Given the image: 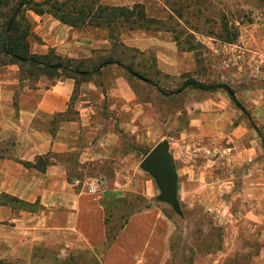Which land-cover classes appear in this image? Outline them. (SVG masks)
Masks as SVG:
<instances>
[{
	"label": "rangeland",
	"instance_id": "obj_1",
	"mask_svg": "<svg viewBox=\"0 0 264 264\" xmlns=\"http://www.w3.org/2000/svg\"><path fill=\"white\" fill-rule=\"evenodd\" d=\"M98 2L139 4L151 21L118 27L112 42L105 27H74L27 11L29 50H53L86 69L112 57L132 72L109 64L75 86L69 77L0 64V200L9 195L3 191L30 197L33 173L35 189L42 190L40 170L30 175L20 164L8 180L4 165L35 160L30 133L44 132L51 143L62 142L47 154L52 177L75 190L89 179L105 182L99 194L108 241L142 213L130 242L163 247L162 264H264V150L249 122L264 134V0ZM187 77L226 84L243 110L223 87L179 89ZM54 85L70 92L64 112L39 108ZM162 140L178 173V211L158 199L155 180L139 166ZM6 205L18 214L26 210ZM40 208L37 203V213ZM58 224L56 214L51 226ZM106 246L94 250L101 256ZM0 264L101 262L76 235L38 229L30 241L18 236L11 246L0 243Z\"/></svg>",
	"mask_w": 264,
	"mask_h": 264
},
{
	"label": "crops",
	"instance_id": "obj_2",
	"mask_svg": "<svg viewBox=\"0 0 264 264\" xmlns=\"http://www.w3.org/2000/svg\"><path fill=\"white\" fill-rule=\"evenodd\" d=\"M69 94V90L63 85H54L51 89L45 91L39 108L47 112H64L70 96ZM60 143L62 142L57 140L51 143V136L44 132L30 133V149L36 157L48 154L50 150H56L51 149V144L55 148ZM59 150L61 149H57L58 152ZM172 160L178 188V173L173 155ZM20 164V162H10L4 165L6 167V172L4 173L5 179L9 180L10 177L12 179L16 178L13 177L12 170L18 169V166L22 165V168L28 170V167ZM53 167L48 164L47 168H45L46 170H44L46 171L45 173L40 171L44 174L42 175V190L35 189L34 182L37 177L33 173L30 177V197L22 195H18L17 197L14 195V192L3 191L9 193V196L18 198L24 202L38 203L42 208H40L38 213L36 211L25 210L18 214L6 204H0V243L11 246L14 239L18 236L30 241V233L33 230L41 229L49 233L52 230H58L59 233L76 235L85 247L94 251L101 264H162L163 247L161 248L155 242L145 243L142 241L136 244L130 242V238L138 233V231L133 229V221L137 218L139 219L142 213L128 218V221L124 222L115 232L112 239L108 241L105 225V207L100 200L101 196L99 194L106 188L105 182L103 181L100 189L93 193L84 191L83 189L75 190L73 188L74 185L69 184L66 180L59 179L57 181V179L51 176L54 170ZM31 169L32 167H30V175L33 172ZM35 171L39 172L37 169ZM151 177L155 180L153 176ZM113 180L115 179H110L111 182H114ZM156 185L159 189L157 182ZM177 188L176 196L178 199ZM120 195L122 194L115 196ZM146 212L148 211L146 210ZM56 214H59V224L51 226L52 219H54ZM105 242H107V246L101 256H99L95 250Z\"/></svg>",
	"mask_w": 264,
	"mask_h": 264
},
{
	"label": "trees",
	"instance_id": "obj_3",
	"mask_svg": "<svg viewBox=\"0 0 264 264\" xmlns=\"http://www.w3.org/2000/svg\"><path fill=\"white\" fill-rule=\"evenodd\" d=\"M85 1L86 3L81 0H0V64L6 62L17 64L20 69L26 70L28 74H45L54 78L69 77L74 80L75 86L81 82L89 81L92 74L99 73L109 64H117L132 72L131 66L124 65L120 59H113L112 57L103 59L92 69H86L82 67L81 61L62 56L53 50L45 53L30 52L28 36L32 21L30 16L26 14L27 11H32L37 15L50 14L62 23L74 27L86 25L105 27L112 42L116 40L118 27L133 28L141 26L143 22L151 21L146 16L143 6L139 4L107 6L101 5L98 0ZM185 87L203 91H212L223 87L235 105L243 110L234 91L224 83H207L194 77H187L179 89ZM249 122L251 127L258 132L261 147L264 150V134L251 118H249ZM47 160V154H45L37 156L33 162H19L25 167L44 171L49 164ZM0 204L21 206L30 211L37 210V203L24 202L6 194H3V200H0Z\"/></svg>",
	"mask_w": 264,
	"mask_h": 264
},
{
	"label": "water",
	"instance_id": "obj_4",
	"mask_svg": "<svg viewBox=\"0 0 264 264\" xmlns=\"http://www.w3.org/2000/svg\"><path fill=\"white\" fill-rule=\"evenodd\" d=\"M139 166L155 178L160 189L158 199L169 203L175 211H178L177 177L168 141L162 140L155 144L142 158Z\"/></svg>",
	"mask_w": 264,
	"mask_h": 264
},
{
	"label": "built area",
	"instance_id": "obj_5",
	"mask_svg": "<svg viewBox=\"0 0 264 264\" xmlns=\"http://www.w3.org/2000/svg\"><path fill=\"white\" fill-rule=\"evenodd\" d=\"M76 183H79V180H77ZM102 183L103 181L99 179H89L87 181H84L82 185H83L84 191L93 193L100 189V186Z\"/></svg>",
	"mask_w": 264,
	"mask_h": 264
}]
</instances>
